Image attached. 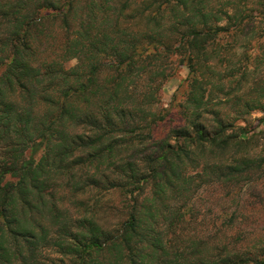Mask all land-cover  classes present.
Returning a JSON list of instances; mask_svg holds the SVG:
<instances>
[{
  "label": "trees",
  "instance_id": "1",
  "mask_svg": "<svg viewBox=\"0 0 264 264\" xmlns=\"http://www.w3.org/2000/svg\"><path fill=\"white\" fill-rule=\"evenodd\" d=\"M220 11L205 0H0V264H264V251L222 237L234 212L205 234L187 204L201 162H215L222 185L264 175V157L229 154L232 119L202 121L214 109L206 92L224 86L199 79L194 60L226 29ZM183 48L193 115L143 154L136 139L166 116L146 104L173 74L156 62ZM262 79L236 98V118L264 111ZM112 195L119 205H106Z\"/></svg>",
  "mask_w": 264,
  "mask_h": 264
},
{
  "label": "rangeland",
  "instance_id": "2",
  "mask_svg": "<svg viewBox=\"0 0 264 264\" xmlns=\"http://www.w3.org/2000/svg\"><path fill=\"white\" fill-rule=\"evenodd\" d=\"M205 5L207 8L210 6H214L215 9L221 8L218 15L222 19L215 22V25H226V29L219 33L205 53L195 56L194 66L198 78L213 74L216 77L215 82L222 81L224 86L222 89L216 88L218 91L215 93L206 92V95L209 94V97L207 96L209 103L215 110L210 106L211 112L206 114L202 121L212 129L215 117L232 119L235 126L223 135V139L229 138L232 144L228 148L229 154H244L249 160L264 157V111L252 110L240 119L236 118L237 105H233L236 98L242 94L244 99L252 98V95H246L244 92L252 85L254 75H263L261 85L264 87V0H205ZM234 14L236 16L233 18L237 20L246 14L254 16L245 21V25L238 24L239 29H236L234 19L228 18ZM54 35L56 43L62 41L58 31H54ZM184 52H186L185 48L170 55L167 60L160 59L156 62L161 63L166 72L173 74L164 80L161 86V76L154 77L153 84L160 88L155 101L146 104L148 112L145 111L146 114L154 115L166 113V116L151 126V138H148L142 146L136 139L135 147L142 149L143 154L149 153L155 147L154 143L165 139L173 129L186 126L189 123V115L190 117L193 115L190 114L191 108L187 104L194 89V75L187 66L188 61H180L187 53ZM77 63L78 60L72 58L66 62V66L71 67ZM245 70L249 73L246 74L247 81L238 82L237 79L240 77L243 79L246 77L243 76ZM203 71L204 75H202ZM229 73H233L234 77H226ZM147 78L151 77L147 76ZM144 84H147V81L140 80L142 89ZM210 87L209 84L208 89ZM236 125H243L248 133L241 134ZM148 131V129L143 130V134L148 135ZM141 138L143 137H139ZM29 155L28 152L27 156ZM36 158H39V154ZM202 166L206 167V171L199 175L194 174L196 176L190 183L191 190L186 193L188 206L198 216V219L192 223L193 226L196 224L205 234H212L216 227L222 225L224 218L234 212L238 216L237 224L235 223L232 228H222V237H239L236 246L243 247L252 255L264 251V175L261 176L259 171H254L251 173V178L241 185H234L235 183L222 185L213 178L217 172L215 162L208 165L201 162L196 170H202ZM188 171H191L190 168ZM119 199V196L112 195L106 200V205H119Z\"/></svg>",
  "mask_w": 264,
  "mask_h": 264
}]
</instances>
